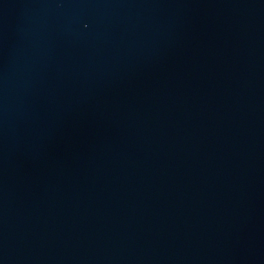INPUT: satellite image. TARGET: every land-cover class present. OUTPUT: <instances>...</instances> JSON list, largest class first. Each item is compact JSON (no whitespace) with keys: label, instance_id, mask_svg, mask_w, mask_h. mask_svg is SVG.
Listing matches in <instances>:
<instances>
[{"label":"water","instance_id":"95a60500","mask_svg":"<svg viewBox=\"0 0 264 264\" xmlns=\"http://www.w3.org/2000/svg\"><path fill=\"white\" fill-rule=\"evenodd\" d=\"M0 264H264V0H0Z\"/></svg>","mask_w":264,"mask_h":264}]
</instances>
